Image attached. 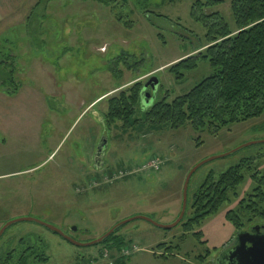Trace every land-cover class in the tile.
<instances>
[{
  "label": "rangeland",
  "instance_id": "1",
  "mask_svg": "<svg viewBox=\"0 0 264 264\" xmlns=\"http://www.w3.org/2000/svg\"><path fill=\"white\" fill-rule=\"evenodd\" d=\"M192 1L118 0L107 7L94 0H0V56L14 60V74L4 70L0 76L13 81L9 89L0 87V228L10 220L33 218L86 244L137 216L171 225L180 213L189 171L220 157L192 174L185 223L210 172L218 177L247 159H253L255 170H264V143L249 145L264 141V113L217 134L189 124L178 130L146 125L122 130L104 122L106 99L118 87L156 80L141 105L145 110L166 94L171 100L187 93L209 74L204 62L182 82L167 71L205 45L203 27L189 16ZM211 11L235 29L230 0ZM117 59L123 62L113 74L108 68ZM102 139L103 165L96 169L93 159ZM244 176L237 200L197 230L204 245L184 235L181 225L167 231L134 220L117 229L128 246L137 247L122 262L118 252L102 244L80 247L43 226L20 222L4 233L0 251L29 237L44 242L48 264H199V257L210 264L237 232L264 223L243 217L242 228L235 230L225 220L254 187L250 173ZM105 251L110 258L103 257Z\"/></svg>",
  "mask_w": 264,
  "mask_h": 264
},
{
  "label": "trees",
  "instance_id": "2",
  "mask_svg": "<svg viewBox=\"0 0 264 264\" xmlns=\"http://www.w3.org/2000/svg\"><path fill=\"white\" fill-rule=\"evenodd\" d=\"M94 1L109 7L118 0ZM223 3L224 0L192 1L189 16L203 27L205 45L167 69L176 82H182L200 62L209 66V74L187 93L171 100L166 94L145 110L141 106L144 83L138 81L123 89L118 87L117 93L106 99L104 122L108 126L119 124L122 130L139 125L149 128L168 126L178 130L189 124L195 131L207 129L210 134H217L229 125L258 118L264 113V0H230L234 30L229 28L220 13L211 11ZM158 38L165 43L162 35L158 34ZM0 57L6 58L0 60V76L4 70L13 75V57ZM121 62L117 59L108 70L118 73L115 67ZM12 82L1 78L0 87L9 89L8 84ZM140 108L144 110L143 114L139 113ZM252 164L253 159H247L218 177L213 172L207 175L193 196L190 218L180 223L184 235L191 234L199 244L206 243L197 230L224 205L237 200V191L245 180L244 172L250 173L254 187L225 214V220L235 230L242 228L243 217H248L249 221L255 218L264 221V170L259 172ZM117 233L118 230L102 243L106 249L118 252L128 244ZM161 247L169 252L173 249L165 245ZM45 251L40 238L32 241L29 237H21L12 248L0 251V264H48ZM117 260L123 262L126 259ZM203 260L199 257L197 261L202 264Z\"/></svg>",
  "mask_w": 264,
  "mask_h": 264
},
{
  "label": "water",
  "instance_id": "3",
  "mask_svg": "<svg viewBox=\"0 0 264 264\" xmlns=\"http://www.w3.org/2000/svg\"><path fill=\"white\" fill-rule=\"evenodd\" d=\"M146 84L143 86L142 92H144L148 87H151L152 89H154L157 85V81L154 79H151ZM144 98H148V95L145 94ZM144 98H142V100H141L142 104H144V102H145ZM152 101H153V99L151 100V102ZM258 143H264V141L251 143L249 145L258 144ZM104 148H105V140L102 139V141L100 142V144L96 150L94 161H93L94 167L96 169L101 168V166L103 164ZM229 154H231V153H229ZM229 154H226L223 156H228ZM216 158H220V157H213V158H210L206 161H203L189 171V173L187 174V176L185 178L183 188H182L181 210H180L178 217L175 219V221L171 225H167V226L159 225V224L155 223L154 221H152L151 219H148V218L142 217V216H137V217L127 219V220L123 221L122 223L113 226L107 233H105L103 236H101L100 238H98L96 240H93V241L86 243V244H78V243L72 241L63 232H61L60 230H58L57 228H55L51 225H48V224L43 223L41 221L35 220L33 218H18L15 220L7 221L6 223H4L2 225V227L0 228V238L2 237V235L4 234V232L8 228H10L14 224H17L20 222H32V223L38 224L40 226H43V227L47 228L48 230H50L51 232L58 234L59 236H61L65 240L71 242L72 244L80 246V247H87V246H94V245L102 244L118 228H120L121 226L125 225L126 223L134 221V220H144V221H146V222H148V223L152 224L153 226L158 227L160 229L167 230V231L171 230L180 224V222L182 221V219L185 215L186 202H187V188H188V183H189V180H190L192 174L200 166H202L206 162L212 161ZM221 264H264V226L258 225V226L251 228L250 232L238 233L236 235V238L234 239V247L231 250H228L222 254Z\"/></svg>",
  "mask_w": 264,
  "mask_h": 264
},
{
  "label": "flooded vegetation",
  "instance_id": "4",
  "mask_svg": "<svg viewBox=\"0 0 264 264\" xmlns=\"http://www.w3.org/2000/svg\"><path fill=\"white\" fill-rule=\"evenodd\" d=\"M150 91V89H149ZM259 226H264V223H261V224H258ZM258 225H254V226H251L247 229H243L242 231H239V232H250L251 228L255 227V226H258ZM234 239H235V236L234 238L232 239V241L226 246L224 247L215 257V259L210 263V264H221V256L224 252L228 251V250H231L233 247H234Z\"/></svg>",
  "mask_w": 264,
  "mask_h": 264
},
{
  "label": "built area",
  "instance_id": "5",
  "mask_svg": "<svg viewBox=\"0 0 264 264\" xmlns=\"http://www.w3.org/2000/svg\"><path fill=\"white\" fill-rule=\"evenodd\" d=\"M144 168H145V167H144ZM122 174H123V173H122ZM122 174H121V175H122ZM133 251H135V247H134V246L131 247L130 249H128V248H124V249L121 250V255H122L123 257H126V256L130 255ZM104 256H106V254H105Z\"/></svg>",
  "mask_w": 264,
  "mask_h": 264
},
{
  "label": "crops",
  "instance_id": "6",
  "mask_svg": "<svg viewBox=\"0 0 264 264\" xmlns=\"http://www.w3.org/2000/svg\"><path fill=\"white\" fill-rule=\"evenodd\" d=\"M24 23V22H23Z\"/></svg>",
  "mask_w": 264,
  "mask_h": 264
}]
</instances>
